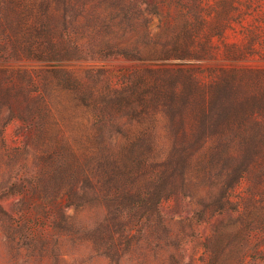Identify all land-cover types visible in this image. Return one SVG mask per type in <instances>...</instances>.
Masks as SVG:
<instances>
[{
	"label": "trees",
	"instance_id": "16d2710c",
	"mask_svg": "<svg viewBox=\"0 0 264 264\" xmlns=\"http://www.w3.org/2000/svg\"><path fill=\"white\" fill-rule=\"evenodd\" d=\"M218 56L226 62L211 65ZM23 58L45 62L41 74L78 97L91 189L107 202L148 198L157 214L196 173L227 178L222 213L243 180L264 181V67L243 63L264 60V0H0V94L34 121L14 103L30 74L13 66ZM111 58L140 67L107 76L92 66L86 81L66 68ZM50 115L39 107V129Z\"/></svg>",
	"mask_w": 264,
	"mask_h": 264
},
{
	"label": "rangeland",
	"instance_id": "374dc122",
	"mask_svg": "<svg viewBox=\"0 0 264 264\" xmlns=\"http://www.w3.org/2000/svg\"><path fill=\"white\" fill-rule=\"evenodd\" d=\"M229 42L237 41L231 33ZM222 56L211 65L224 64ZM258 68L264 60L243 62ZM13 66L30 71L13 93L25 118L18 119L0 94V264H264V181L243 180L219 213L226 177L207 181L196 173L186 189L162 200L109 203L92 191L84 108L75 93L42 75L46 63L23 58ZM103 66L107 76L140 67L122 58L66 66L86 81V70ZM43 84L48 96L41 98ZM62 92V93H61ZM51 115L39 129V107ZM145 179L136 183L144 189Z\"/></svg>",
	"mask_w": 264,
	"mask_h": 264
}]
</instances>
